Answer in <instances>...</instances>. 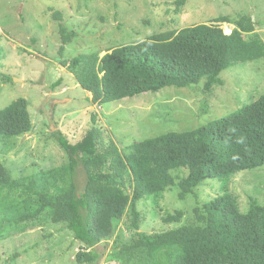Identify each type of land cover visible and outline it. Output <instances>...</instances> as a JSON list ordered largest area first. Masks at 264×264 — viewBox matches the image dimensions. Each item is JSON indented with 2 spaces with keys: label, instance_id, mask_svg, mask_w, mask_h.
<instances>
[{
  "label": "trees",
  "instance_id": "1",
  "mask_svg": "<svg viewBox=\"0 0 264 264\" xmlns=\"http://www.w3.org/2000/svg\"><path fill=\"white\" fill-rule=\"evenodd\" d=\"M187 0H176L179 13ZM61 56L78 36L62 22ZM234 25L226 33L223 25ZM264 57V38L251 16L243 12L222 15L209 23L156 33L149 38L101 51L80 53L61 64L77 83L92 94L93 104L119 101L166 87L203 84L205 92L222 83L224 70ZM61 84L53 83L52 88ZM34 128L27 98L0 108V141L6 148L12 137ZM54 138L66 151L65 164L32 175L14 177L0 160V236L34 223L46 214L64 223L84 246L79 263L94 264L95 250L113 238L125 218L135 234L124 242L115 238L111 264H264V204L251 197L247 212L229 192L230 179L244 170L264 166V94L224 117L198 128L170 131L130 145L125 154L103 126L96 112L91 126L77 142L61 130ZM85 175L77 181L79 168ZM187 170V174H182ZM204 178L222 182L223 194L195 209V220L162 232L139 231L141 200L152 195L155 203L178 184L185 199ZM63 187L59 192L55 190ZM182 210L167 212L163 221L180 222Z\"/></svg>",
  "mask_w": 264,
  "mask_h": 264
},
{
  "label": "rangeland",
  "instance_id": "2",
  "mask_svg": "<svg viewBox=\"0 0 264 264\" xmlns=\"http://www.w3.org/2000/svg\"><path fill=\"white\" fill-rule=\"evenodd\" d=\"M176 7V0H0V108L17 98H27L34 125L31 132L10 138L7 143H12L11 147L0 142V160L14 177L67 163V153L54 138V131L59 129L77 142L90 128L93 112L128 154L133 143L198 128L264 94V57L224 70L222 83L209 92L203 84L171 86L101 106L90 101L92 94L61 64L62 59L80 53L101 51L103 55L159 32L209 23L215 17L238 12L251 16L264 38V0H187L179 13ZM56 11L62 13V23L69 30L79 33L66 45L63 56ZM223 28L227 32L233 29L228 24ZM58 80L61 84L53 89ZM77 181L82 188V167ZM221 185L217 178H204L185 199L180 197L178 184L169 187L159 203L147 196L138 204L142 213L139 231L162 232L194 221L196 208L202 209L204 203L225 192ZM229 192L237 198L242 212L249 210L251 197L264 204V166L234 175ZM177 210L184 212L180 222L163 221L167 212ZM126 219L118 224L112 239L95 247L102 256L94 264L112 263L109 256L117 235L124 242L134 236L135 230L128 228ZM83 246L66 224L54 223L43 214L34 223L0 236V264H89L76 259Z\"/></svg>",
  "mask_w": 264,
  "mask_h": 264
},
{
  "label": "water",
  "instance_id": "3",
  "mask_svg": "<svg viewBox=\"0 0 264 264\" xmlns=\"http://www.w3.org/2000/svg\"><path fill=\"white\" fill-rule=\"evenodd\" d=\"M228 26H231V27L234 29V25H232V24H229Z\"/></svg>",
  "mask_w": 264,
  "mask_h": 264
},
{
  "label": "built area",
  "instance_id": "4",
  "mask_svg": "<svg viewBox=\"0 0 264 264\" xmlns=\"http://www.w3.org/2000/svg\"><path fill=\"white\" fill-rule=\"evenodd\" d=\"M228 30H229V31H228V32L226 31V32H227V33H230V32H231V29H228Z\"/></svg>",
  "mask_w": 264,
  "mask_h": 264
},
{
  "label": "clouds",
  "instance_id": "5",
  "mask_svg": "<svg viewBox=\"0 0 264 264\" xmlns=\"http://www.w3.org/2000/svg\"><path fill=\"white\" fill-rule=\"evenodd\" d=\"M232 30H233V29H231V32H232ZM231 32H230V33H231ZM226 33H227V32H226Z\"/></svg>",
  "mask_w": 264,
  "mask_h": 264
}]
</instances>
